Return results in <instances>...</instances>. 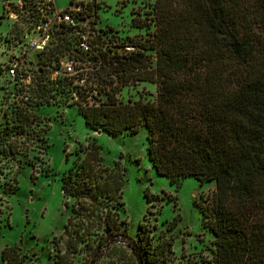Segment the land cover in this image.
Here are the masks:
<instances>
[{
	"label": "trees",
	"instance_id": "16d2710c",
	"mask_svg": "<svg viewBox=\"0 0 264 264\" xmlns=\"http://www.w3.org/2000/svg\"><path fill=\"white\" fill-rule=\"evenodd\" d=\"M21 1L20 20H36L41 0ZM71 16L77 24L61 25L49 46L35 54L26 101L12 99L0 74L5 155H18L24 144L21 128L32 114L58 101L76 106L90 130L117 136L136 134L143 127L145 157L156 175L170 183L188 177L214 182V192L201 209L213 236V264H264V0H153L144 17L135 13L130 19L131 27H152V33L119 50L104 46L111 36H101L85 9ZM85 31L88 54L77 47ZM12 34H17L14 26L6 36ZM147 51L154 54L153 65ZM64 57L77 68H89L77 74L85 76L84 86L76 84L75 75L50 79ZM139 81L155 85L153 102L116 99L123 87ZM102 92L103 100L97 98ZM113 167H102L92 146L61 175L60 190L72 202H64L69 216L53 264H75L81 254L94 264L103 251L115 247L128 250L142 264L162 262L169 244L152 245L142 224L129 245L116 240L124 236L120 228L126 224L113 207L122 186L118 163ZM30 176L34 178L33 172ZM0 264L29 263L16 246H4Z\"/></svg>",
	"mask_w": 264,
	"mask_h": 264
},
{
	"label": "rangeland",
	"instance_id": "374dc122",
	"mask_svg": "<svg viewBox=\"0 0 264 264\" xmlns=\"http://www.w3.org/2000/svg\"><path fill=\"white\" fill-rule=\"evenodd\" d=\"M152 2L52 0L57 10L69 8V4L85 9L94 17L101 36L105 40L111 36L104 46L118 50L129 40L142 42L152 33V27L135 29L130 26L131 17L135 13L144 17ZM11 24L0 2V36H4ZM147 53L151 54L153 65L154 54ZM17 55L0 40V64ZM155 95L154 84L139 81L123 87L116 99L153 102ZM97 98L103 100L104 93ZM32 115L30 123L21 128L24 144H20L18 155H5L6 141L0 140V252L4 246H16L26 255V263L53 264L54 248L62 247L58 238L69 216L64 202L68 206L72 202L64 198L60 190V177L73 166L77 157L83 159L91 147L96 146L100 165L111 171L117 162L122 173L120 195L113 207L119 220L126 224L120 228L126 237L116 240L129 245V240L136 239L137 226L142 224L152 245L169 244L160 264H213V236L201 214L214 192L213 181L199 183L188 177L170 183L165 177L156 175L145 157L143 127L136 134L117 136L87 129L76 106L67 101L42 106ZM15 132L16 128L9 132L11 139ZM171 223H174L172 228L169 227ZM103 254L94 264L109 260L111 264H142L120 247L105 250ZM86 258L83 254L76 255L74 263L87 264Z\"/></svg>",
	"mask_w": 264,
	"mask_h": 264
},
{
	"label": "built area",
	"instance_id": "2783aa9c",
	"mask_svg": "<svg viewBox=\"0 0 264 264\" xmlns=\"http://www.w3.org/2000/svg\"><path fill=\"white\" fill-rule=\"evenodd\" d=\"M2 8L6 18L12 21L8 30L14 26L17 34H12L10 37L6 36L7 30L4 36H0V40H3L7 49L15 50L18 55L17 57H9L7 63L0 64V74L6 81L5 86L8 91H12L14 94L12 99L26 101L33 70L36 69L33 60L35 54L43 52L49 46L54 32L58 31L61 25L74 24L71 15L78 9L69 6V8L57 10L54 9L52 0H41L39 5L35 7L38 17L33 22L25 24L19 18V13L24 10L21 0H7L2 3ZM75 24H77L76 21ZM82 27L88 29L86 23H82ZM6 37L9 42H5ZM87 40L88 32L85 31L77 43V47L85 54L90 52ZM125 50L130 51L132 48L126 47ZM88 69L86 66L77 68L76 63L71 58L64 57L59 61V68L50 74V79L75 75L77 76L76 84L84 86L85 76L77 74ZM12 85L15 86L16 90H12Z\"/></svg>",
	"mask_w": 264,
	"mask_h": 264
},
{
	"label": "water",
	"instance_id": "95a60500",
	"mask_svg": "<svg viewBox=\"0 0 264 264\" xmlns=\"http://www.w3.org/2000/svg\"><path fill=\"white\" fill-rule=\"evenodd\" d=\"M73 23L75 24V20H73Z\"/></svg>",
	"mask_w": 264,
	"mask_h": 264
}]
</instances>
